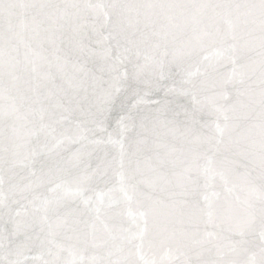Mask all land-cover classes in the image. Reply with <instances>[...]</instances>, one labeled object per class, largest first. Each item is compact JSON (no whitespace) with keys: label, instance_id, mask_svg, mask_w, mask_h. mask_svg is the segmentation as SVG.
I'll return each mask as SVG.
<instances>
[{"label":"snow or ice","instance_id":"snow-or-ice-1","mask_svg":"<svg viewBox=\"0 0 264 264\" xmlns=\"http://www.w3.org/2000/svg\"><path fill=\"white\" fill-rule=\"evenodd\" d=\"M0 264H264V0H0Z\"/></svg>","mask_w":264,"mask_h":264}]
</instances>
